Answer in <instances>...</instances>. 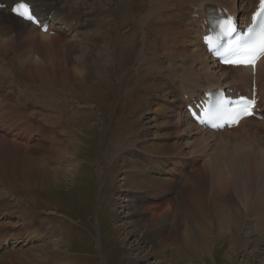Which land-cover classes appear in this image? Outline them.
Instances as JSON below:
<instances>
[{
	"label": "bare ground",
	"instance_id": "obj_1",
	"mask_svg": "<svg viewBox=\"0 0 264 264\" xmlns=\"http://www.w3.org/2000/svg\"><path fill=\"white\" fill-rule=\"evenodd\" d=\"M18 1L0 0L7 5L6 10L0 9V191H5L2 186L9 189L18 182L44 188L59 185L77 172L76 149L81 141L71 124H83L92 107L78 86L89 78L98 61V76H103L102 66L108 68L114 61L112 41L117 42L119 53L128 51L136 47L140 33L143 48L132 85L144 87L133 89L132 131L117 143L114 152L131 158L112 169L120 186L110 189L123 196L115 198L113 211L121 209L118 216L123 221L115 227L116 234L134 243L127 253L129 264H184L205 259L213 254L217 240L229 242L231 252L245 249L250 242L258 247L264 244V59L254 76L250 68L218 66L203 45V22L209 7L236 9L243 18L252 9L250 20L258 0H145L143 11L124 14L113 37H101L95 31L103 22V13L94 5L100 0H33L37 15L50 25L47 33L11 14ZM113 1L110 13L121 3ZM101 43L104 45L98 50ZM73 52L79 54L73 57ZM254 79L262 120L245 119L236 129L217 133L200 129L187 116V96H201L209 88L252 93ZM3 81L22 89L17 95L24 100L17 105L10 102L9 94L2 95ZM44 81L51 87L43 91L45 85L40 83ZM37 93H42L39 99ZM34 108L42 109L40 118L31 115ZM144 115L150 116L149 121L143 122ZM245 134L252 142L257 139L258 150L238 138L242 135L249 140ZM185 170L188 174L183 176ZM1 199L0 208L15 205L21 214L24 211L21 201L13 204ZM37 215L27 216L23 233L39 227L32 224L37 218L43 220ZM42 225L32 236L27 234L29 240L33 238L32 244L43 241L40 228H47ZM51 243L33 247V264L48 259L54 262L56 251L51 256L47 251L53 249ZM253 253L261 255L259 248ZM22 254L27 258V252ZM13 255L6 260L11 262ZM17 256L21 258V254Z\"/></svg>",
	"mask_w": 264,
	"mask_h": 264
},
{
	"label": "rangeland",
	"instance_id": "obj_2",
	"mask_svg": "<svg viewBox=\"0 0 264 264\" xmlns=\"http://www.w3.org/2000/svg\"><path fill=\"white\" fill-rule=\"evenodd\" d=\"M144 1L121 0V3L118 4L119 8H115L116 11L114 13H110L108 10L110 8L109 4L114 2L113 0L96 1L94 5L99 9L100 14L103 13L102 17H100L103 22L100 27L97 26L95 28V31L101 37L106 35L107 37H113L124 14L127 12H129V15L137 14L142 9L144 10ZM238 6L240 7L241 4ZM45 8L48 9V7ZM101 8L104 10L102 11ZM105 9L107 10L105 11ZM111 14L113 17L114 15L116 16L114 18H117V24H115V19L112 18ZM119 20L120 22H118ZM88 32H92V30ZM139 35L136 47L128 51L124 50L125 52L122 50L119 53L117 42L112 41L109 45L114 61L108 68L102 66L103 76H98V64L100 63L98 61L97 65L93 64L91 67L89 78L78 86L86 93L84 97L87 100L90 98L89 103L92 107L90 108L89 116L83 124H77V122L71 124V130L76 131L75 133L79 135L81 141V145L76 149V157L80 163V168L77 172L69 175L68 179L60 180L59 185H49L45 188L36 187L33 184L25 186L26 184L23 182H18L9 189L2 186L5 191H0L4 193L1 195L2 197L0 196V202H2L1 198L4 197L5 199L3 200L6 203L14 204L21 201L24 203L22 209L24 211L21 214L15 205H6V208H0V244L2 246L0 249V264H33L34 261L32 262L30 258L31 250L35 245L44 243V241L53 242L51 243L53 249L49 248L47 251L49 256H51L52 251H56L55 253L58 257L54 262L48 259L43 264H129L127 253L134 243L130 242L129 238H127L129 241L126 242L124 236L118 237L116 234L115 227L117 224H122L121 222L123 221H120L122 219L118 216L121 209L113 211L115 198L121 199L123 196L121 193L110 189L113 187L116 189L120 186L119 180H116L117 177L114 176L112 169L123 164L124 160L129 157L121 153L114 155V152L116 151L117 143L128 137L132 131L131 126L135 119L133 115L134 108H132L133 89L134 91L136 89L140 91L144 87L143 84H137L133 88L137 79L136 64L138 63V54L143 48V42L140 40L142 36L140 33ZM153 39L154 37L151 38V40ZM103 41L106 40L103 39ZM102 45L104 44L101 43L98 50H100ZM148 45L147 47H149ZM78 54V52H73L72 56L76 57ZM40 84L45 85V88L42 89L43 91L46 90V86L51 87L47 81ZM131 87L132 91H129ZM35 89L41 91L40 87ZM20 90L22 89L15 85L12 86L5 81L2 82L1 94H9L10 102L17 103V105L18 101H23L25 98L18 97L17 94ZM24 93L25 91L22 92V95ZM40 95L42 93H37L36 98L39 99ZM144 109L148 112L147 107ZM30 111L33 117L40 118L39 115L42 113V109L34 108L33 110L30 109ZM52 116L56 117L55 114H52ZM144 116L143 122L149 121L150 116ZM152 117L154 118V115ZM151 132L153 133L154 129ZM245 135L247 136V134ZM225 137L228 138V135ZM225 137L215 136V139L221 140ZM239 137L243 141L242 143L249 144L256 150L259 149L257 139L252 142L249 136H247L249 140L244 139L242 135H238ZM262 149L264 151V148ZM213 150L214 147L209 152ZM175 160H178V156L175 157ZM261 160L263 161L264 159L261 158ZM261 160L258 159L260 162ZM187 162L188 160L182 161L180 167L182 169L185 168ZM224 162L228 169L225 159ZM176 174L179 175V171ZM186 174L188 172L185 170L183 176ZM180 180L178 181V186L182 189ZM104 190L110 191L107 194L104 193ZM13 194L16 198H14ZM56 213L58 214L56 215ZM31 214L34 216L39 214L43 218V220L37 218L34 221L36 223H32L33 225L38 224L40 227L43 222L46 225L42 226L47 228L46 230L40 228V231L45 234L43 241H37L33 244L30 242L33 241V238L29 240L30 237H27V234L30 233V236H32V231H38L39 227L27 228L25 233L22 232L23 224L26 222L27 216ZM53 229L55 234L51 233ZM222 241H215L213 254L207 255L205 259L195 258L193 261L191 260V262L184 264H258L264 260V244L258 247L255 243L250 242L245 249H232L233 252H231L229 242L225 243V241ZM258 248L261 255L253 253ZM25 252H27V258H23L22 253ZM235 252L237 254L233 256L232 254ZM12 254L14 255L11 262L7 261L6 259ZM18 254H21V258L17 256ZM227 256H230V259Z\"/></svg>",
	"mask_w": 264,
	"mask_h": 264
},
{
	"label": "snow or ice",
	"instance_id": "obj_3",
	"mask_svg": "<svg viewBox=\"0 0 264 264\" xmlns=\"http://www.w3.org/2000/svg\"><path fill=\"white\" fill-rule=\"evenodd\" d=\"M14 11L22 18L33 23H38L27 5L21 3L17 5ZM260 14L264 15V0H260ZM228 55L230 59H226L225 63H230L234 66H251L255 68L258 61L264 59V25L260 27L258 33H250L247 39L238 42L235 47L230 48ZM254 107V100L241 97L235 103L234 109L226 113L225 122L229 126H238L242 119L254 114ZM214 126L222 127L223 124Z\"/></svg>",
	"mask_w": 264,
	"mask_h": 264
}]
</instances>
